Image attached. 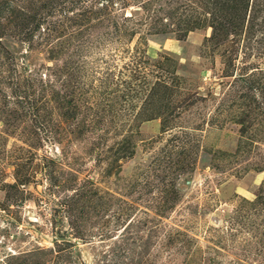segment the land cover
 Wrapping results in <instances>:
<instances>
[{
	"label": "rangeland",
	"instance_id": "374dc122",
	"mask_svg": "<svg viewBox=\"0 0 264 264\" xmlns=\"http://www.w3.org/2000/svg\"><path fill=\"white\" fill-rule=\"evenodd\" d=\"M0 264H264V0H0Z\"/></svg>",
	"mask_w": 264,
	"mask_h": 264
}]
</instances>
